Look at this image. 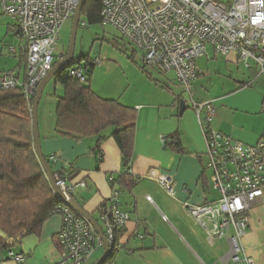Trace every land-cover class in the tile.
Instances as JSON below:
<instances>
[{
	"label": "crops",
	"instance_id": "1",
	"mask_svg": "<svg viewBox=\"0 0 264 264\" xmlns=\"http://www.w3.org/2000/svg\"><path fill=\"white\" fill-rule=\"evenodd\" d=\"M9 25L7 21L0 25V31L5 33L0 39V73L14 70L18 80L22 81L25 69L21 53L10 56L4 51ZM196 64L199 73L194 82L201 81L209 86L218 81V87L198 98L191 87L190 100L213 105L215 113L211 127L214 130L245 144H255L264 133V71L257 73L255 67L238 63L233 53L225 57L216 55L209 45ZM213 73L216 74L213 76ZM164 74L175 82L172 73ZM143 78L140 76L139 87L129 92L128 100L124 102L108 90H94L101 97L118 99L136 112L129 165V174L135 181L130 185L121 187L108 181L109 176L115 180L123 172L119 148L108 136L110 128L102 132L107 137L98 148L96 136L74 139L55 132L57 97L63 94L61 85L62 91L59 92L50 88L45 94L43 89L38 104L41 151L53 173L66 171L67 177L74 172V177L68 178L75 184L72 196L99 223V206L112 190L118 191L120 207L128 212L129 219L120 235L121 247L112 264H226L225 260H229L227 242L208 239L183 208L184 202L198 204L216 196L211 187L210 172L203 167L205 142L197 117L189 105L190 100L173 91L167 95L159 85ZM164 83L168 87L166 90H170L169 83ZM90 86L92 88L91 79ZM181 99L185 102V110L179 113ZM161 137L165 140L162 141ZM152 170L172 177L173 195H167L155 181L146 178ZM146 196H150L152 202ZM161 214L168 220H163ZM60 223V216L53 213L44 221L39 234L24 236L14 247L1 250L0 264L55 262L57 247L54 237ZM240 243L243 253L251 257L254 264H264V202H257L249 210L247 231ZM8 250L23 253V263L8 259ZM98 251L99 258L103 246Z\"/></svg>",
	"mask_w": 264,
	"mask_h": 264
},
{
	"label": "built area",
	"instance_id": "2",
	"mask_svg": "<svg viewBox=\"0 0 264 264\" xmlns=\"http://www.w3.org/2000/svg\"><path fill=\"white\" fill-rule=\"evenodd\" d=\"M79 2L0 0L2 12L12 20L10 30L19 40V47L10 46L8 51L12 55L23 52L26 60L22 81L14 70L0 73V90L20 87L24 98L33 100L38 83L65 57L64 51L56 54L54 49L62 25L72 20ZM100 16L102 25L115 27L128 45L141 51L145 67L172 73L189 97L191 83L199 73L196 60L206 53L208 45L216 55L233 53L238 63L255 67L257 73L264 71V0H101ZM69 74L82 83L87 80L82 62L72 65ZM189 105L201 128L206 157L203 167L210 172L216 196L198 204L184 202L183 208L208 239L227 242L226 264H254L243 253L240 240L247 231L249 210L264 202V133L255 144H245L211 127L215 110L210 102L191 99ZM53 176L58 189L74 193L75 184L68 177ZM146 178L173 195L174 181L169 175L152 170ZM108 181L114 182L113 176ZM53 192L59 198L53 212L61 223L54 237L57 260L51 264H87L103 246L102 239L87 218ZM146 199L152 202L150 196ZM161 218L168 220L164 214ZM128 219V212L120 207L118 191L112 190L99 206L100 226L109 245L114 231L124 227ZM7 258L23 263L25 256L8 250Z\"/></svg>",
	"mask_w": 264,
	"mask_h": 264
},
{
	"label": "trees",
	"instance_id": "3",
	"mask_svg": "<svg viewBox=\"0 0 264 264\" xmlns=\"http://www.w3.org/2000/svg\"><path fill=\"white\" fill-rule=\"evenodd\" d=\"M101 0H84L81 16L90 24H101ZM79 25V23H78ZM129 46V45H128ZM126 44L125 51L129 50ZM128 55L133 59L134 49ZM24 62L25 53L20 55ZM87 76L85 83L69 74V68L81 64ZM95 66L88 56L73 57L68 65L60 68L52 78L63 87V94L57 97L55 110V132L62 137L74 139L96 136V148L107 136L102 132L111 129L109 137L117 144L121 156V172L114 180L121 187H127L135 178L129 174L133 154L136 112L115 98L99 96L90 86V75ZM138 68L145 76L161 88H168L156 80L143 64ZM20 87L0 90V251L14 247L27 235L39 234L44 221L54 212L59 198L50 183L33 150L30 106ZM45 157V156H44ZM48 162L47 157H45ZM66 171L57 172L66 175ZM74 177V172L67 174ZM124 227L114 231V240L100 264H112L121 247L120 235ZM14 239V243H8Z\"/></svg>",
	"mask_w": 264,
	"mask_h": 264
},
{
	"label": "rangeland",
	"instance_id": "4",
	"mask_svg": "<svg viewBox=\"0 0 264 264\" xmlns=\"http://www.w3.org/2000/svg\"><path fill=\"white\" fill-rule=\"evenodd\" d=\"M6 21L9 24L12 23V20L2 12L0 6V25L5 24ZM3 27H5V25ZM70 30L71 20H68L61 27L59 39L54 49L56 54L61 51L66 52L70 37ZM4 34V31H0V39L4 37ZM4 41L6 42H4L5 53L13 56L8 51V48L10 46L18 48L19 40L10 30L5 35ZM126 44L127 43L124 39H122L120 32L115 27L111 25H102L100 23L90 24L85 21V18L80 17L75 35L73 56H88L92 60L97 58L99 62L95 64L90 75L93 90L96 92L97 90L99 92L102 89L108 90L110 93L112 92V94H115L116 97H119L122 102H124L123 100H128L127 97L129 92H131L134 88L139 87L140 76L144 77L143 79H148L138 68V64H142L141 51H134L132 53L133 59H130L128 57L131 53L130 49L134 48L130 45L128 46L127 44L129 50L125 51L124 49L126 48ZM146 70H148V72L159 82L169 83L170 90L162 88L166 91L164 93L167 94L169 91H173L174 93L180 95L181 98L187 101L190 100L189 94L185 88L181 85L175 84L176 82L173 83L170 81L167 78V75L160 72L153 66H146ZM215 74L216 73H213V76ZM217 78L218 77L215 79ZM148 81L154 83L149 79ZM129 82L132 84H129ZM134 84H137V86ZM200 84H202L201 81H193L191 83V87L195 91V98H198L200 95L204 97V94H207L208 90L212 92V89H216L218 87V81H215L209 86L202 84L203 86L200 87ZM50 88H54L57 92L62 91V87L60 85H56L53 79L46 84L44 93H48ZM203 114L204 112H202V115ZM100 225H102V223H100ZM99 255L100 251L96 252L88 264H92Z\"/></svg>",
	"mask_w": 264,
	"mask_h": 264
},
{
	"label": "water",
	"instance_id": "5",
	"mask_svg": "<svg viewBox=\"0 0 264 264\" xmlns=\"http://www.w3.org/2000/svg\"><path fill=\"white\" fill-rule=\"evenodd\" d=\"M84 0H80L77 9L74 13V16L71 20V30H70V37L69 42L67 46V50L65 52V57L53 64L48 72L46 73L45 77L38 83L36 87L35 95L33 96V100L30 106V113H31V126H32V142H33V150L36 154V157L38 161L40 162V165L45 173V177L47 181L50 183L53 190L58 194L59 197L65 199L77 212L82 214L87 220L93 225V227L96 229L97 233L102 239L103 242V253L102 255L93 263V264H100V262L106 257L108 251H109V244L103 234V230L100 226V224L97 222L95 218L92 217V215L88 212H86L79 204L78 202L73 198V196L67 192H63L60 189H58L54 185V176L53 171L51 170V167L49 163L46 161L42 151H41V145H40V139H39V131H38V122H37V108L39 101L41 99V95L43 92L44 87L46 84L54 77L55 73L62 67L68 65L73 60L74 55V44H75V35L79 23V19L81 16V8ZM185 110V102L183 99L179 101V113H182ZM8 243L13 244L14 239H9Z\"/></svg>",
	"mask_w": 264,
	"mask_h": 264
}]
</instances>
